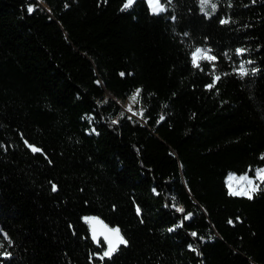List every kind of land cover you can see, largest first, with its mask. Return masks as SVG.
I'll return each mask as SVG.
<instances>
[{"label":"trees","instance_id":"16d2710c","mask_svg":"<svg viewBox=\"0 0 264 264\" xmlns=\"http://www.w3.org/2000/svg\"><path fill=\"white\" fill-rule=\"evenodd\" d=\"M126 1L0 0V264H264V0Z\"/></svg>","mask_w":264,"mask_h":264},{"label":"snow or ice","instance_id":"6c2138e0","mask_svg":"<svg viewBox=\"0 0 264 264\" xmlns=\"http://www.w3.org/2000/svg\"><path fill=\"white\" fill-rule=\"evenodd\" d=\"M149 5L153 11V13H158L160 11H163V7L160 5V0H148ZM210 2V0H201L202 6L207 5ZM134 3V0H127V3L124 5V8L127 9ZM213 10L215 9V5H212ZM32 9H29L31 11ZM223 23H227V21H222ZM243 51V50H239ZM197 59H207V60H215V57L209 56L205 50L202 49H196L193 53V62L196 63ZM196 66H199L198 64ZM241 74L245 75L246 70H243V66H241ZM219 77H216V80H218ZM214 85H209L208 87L211 88ZM138 95V92H137ZM133 101L136 100V96H133L131 98ZM33 151H39L37 148H33ZM258 177L260 179H264V170H258ZM230 180L234 179L233 177L229 178ZM241 181L247 182V188L241 192H234L233 195L243 194L247 195L249 199H251V192L255 191L256 188L252 187L253 181L249 180L246 176L239 178ZM231 187V185H230ZM55 190V188H53ZM179 211H183V209H178ZM86 222L92 225V234L93 239L95 240L97 238V235H102L104 239L108 243V250L104 252V256H111L113 252L117 250L119 245L126 244L127 241L123 238V236L120 234L119 228H109L107 225L103 223V221L99 220V218L91 217V218H85ZM195 235V233H193Z\"/></svg>","mask_w":264,"mask_h":264},{"label":"rangeland","instance_id":"374dc122","mask_svg":"<svg viewBox=\"0 0 264 264\" xmlns=\"http://www.w3.org/2000/svg\"><path fill=\"white\" fill-rule=\"evenodd\" d=\"M40 3H42L41 2V0H38ZM135 1V0H134ZM145 1H147V0H145ZM126 3H127V1H126ZM125 3V4H126ZM147 3V2H146ZM43 4V3H42ZM149 5V4H148ZM160 5L163 7V9L165 10V8H164V6L160 3ZM151 9V8H150ZM164 10H163V12H164ZM160 13H162V12H160ZM197 49H202V50H205L206 52H207V54L209 55V56H212L211 54H210V52L208 51V49H206V48H202V47H199V48H197ZM195 52V51H194ZM193 52V53H194ZM193 53H192V62H193ZM201 59H197V61H196V63H194L193 62V64L194 65H197V64H199V61H200ZM241 66H243V70H246L247 71V69H248V64L247 63H244V62H241L240 63V68H239V72H241L242 71V69H241ZM137 92H138V90H136V91H134L131 95H129L128 97H127V99H125V100H121V99H116V101H117V103L120 105V107H121V111H120V114H119V116H117V117H115V119L117 120L120 116H123V115H129V116H133V117H136V118H138V119H140V120H142V116H141V114H142V112H143V109H142V106H141V104L138 102V95H137ZM133 96H136V100L135 101H133L131 98L133 97ZM127 101H131V102H133V105H132V110L131 111H127V110H125L124 109V106L126 105V103H127ZM258 170H264V167H257V168H255L254 170H253V175H248V174H242V175H237V174H234V173H232V172H229V175H228V177L230 176V177H233L234 179H232V180H230L229 179V186L227 185V188H228V190H229V192L232 194V193H234V192H241V191H243V190H245L246 188H247V182L246 181H241L239 178L240 177H244V176H246L249 180H251V181H253V185H252V187H255L256 188V190H257V188H258V185H259V183H260V181L262 180V179H260L259 177H258ZM231 175H233V176H231ZM227 177V178H228ZM230 185H231V187H230ZM256 190L255 191H252L251 192V196L254 194V192H256ZM238 195H241V196H247V195H243V194H238ZM248 197V196H247Z\"/></svg>","mask_w":264,"mask_h":264},{"label":"water","instance_id":"95a60500","mask_svg":"<svg viewBox=\"0 0 264 264\" xmlns=\"http://www.w3.org/2000/svg\"><path fill=\"white\" fill-rule=\"evenodd\" d=\"M151 11V10H150ZM152 12V11H151ZM153 13V12H152ZM154 14H158V13H154ZM56 190V189H55ZM180 209V208H179ZM179 211V210H178ZM91 218V217H90ZM95 218H98V217H95ZM99 220H101L100 218H99ZM101 221H103V220H101ZM88 223V222H87ZM103 223L105 224V225H107L104 221H103ZM88 225H89V231H90V238H91V240H92V242L94 243V245H98V243H99V241L100 240H103L105 243H106V246H107V250H108V243H107V241L104 239V237L102 236V235H97V238L94 240L93 239V234H92V225L91 224H89L88 223ZM109 228H112V227H110L109 225H107ZM123 244H121V245H119V247L120 246H122ZM118 247V248H119ZM117 248V249H118Z\"/></svg>","mask_w":264,"mask_h":264},{"label":"bare ground","instance_id":"6f19581e","mask_svg":"<svg viewBox=\"0 0 264 264\" xmlns=\"http://www.w3.org/2000/svg\"><path fill=\"white\" fill-rule=\"evenodd\" d=\"M147 2H148V0H147ZM148 4H149V2H148ZM151 11H152V9H151ZM160 12H163V11H160ZM160 12H158V13H160ZM132 105H133V102L127 101L126 105L124 106V109L127 110V111H131L132 110ZM231 176H233V175H231ZM227 177H228V175H227ZM227 177H226V183L229 186V178H230V176L228 178Z\"/></svg>","mask_w":264,"mask_h":264}]
</instances>
